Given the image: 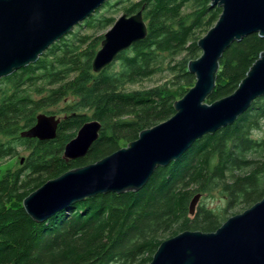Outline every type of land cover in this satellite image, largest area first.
Segmentation results:
<instances>
[{"label": "trees", "instance_id": "obj_1", "mask_svg": "<svg viewBox=\"0 0 264 264\" xmlns=\"http://www.w3.org/2000/svg\"><path fill=\"white\" fill-rule=\"evenodd\" d=\"M120 5L128 16L143 11L147 36L93 73L91 62L103 38L97 33L115 21L98 13ZM220 13L209 0H108L75 26L95 35L73 29L36 63L0 80V264H149L162 235L209 233L222 224L224 217L204 206L189 215L194 195L219 189L227 209L249 208L263 198L264 138L254 133L264 125V96L232 125L196 140L179 159L157 168L138 192L87 198L42 223L22 206L47 180L94 163L169 119L174 102L195 83L186 66L200 56L197 35L206 33ZM262 51L264 37L258 34L232 43L219 60L206 102L231 95ZM164 72V83L131 89ZM40 113L61 116L56 137L21 138ZM91 120L101 123L98 139L83 158L64 161L65 144ZM18 147L28 151L18 161L21 166L2 170L1 163Z\"/></svg>", "mask_w": 264, "mask_h": 264}, {"label": "water", "instance_id": "obj_2", "mask_svg": "<svg viewBox=\"0 0 264 264\" xmlns=\"http://www.w3.org/2000/svg\"><path fill=\"white\" fill-rule=\"evenodd\" d=\"M108 0H0V80L37 62L54 43ZM221 13L196 45L201 55L187 63L195 83L173 104L167 120L139 132L127 146L94 162L47 180L22 201L28 216L42 223L76 202L101 194L140 191L154 171L179 159L192 144L232 125L264 96V51L229 96L207 103L215 88L219 60L234 42L251 34L264 37V0H209ZM147 36L143 11L123 13L103 34L91 68L100 73L121 53ZM61 118L37 114L21 138L56 137ZM101 123L85 122L65 144L62 159L83 158L96 142ZM23 162V159L20 160ZM199 194L189 202L193 215ZM149 264H264V196L228 218L214 232L182 231L157 247Z\"/></svg>", "mask_w": 264, "mask_h": 264}, {"label": "rangeland", "instance_id": "obj_3", "mask_svg": "<svg viewBox=\"0 0 264 264\" xmlns=\"http://www.w3.org/2000/svg\"><path fill=\"white\" fill-rule=\"evenodd\" d=\"M119 8H114V9H109V8H103L99 13L98 16H112L113 18H115V20L124 13V10L122 9V5L118 6ZM188 12V11H185ZM145 21V20H144ZM146 23V22H145ZM214 25V24H213ZM111 27V26H110ZM110 27H108L105 31H100L97 34H101V33H105ZM212 27V26H211ZM75 31H78L80 34L85 35V34H96V32H93L92 30H89L88 28H73ZM73 29L71 31H73ZM206 33H204V31H200L197 35L198 40L200 38H202ZM197 40V41H198ZM199 51L201 52V50L199 49ZM201 55V53H200ZM167 79V73H159L156 74L154 77L148 79V80H144L134 86L131 87V89H147L150 87H153L155 85H160L162 83H164ZM58 109H56L57 111ZM55 111V109H54ZM54 115L58 118H61L60 115H57L56 113H54ZM254 137L257 139L260 138H264V125L262 126L261 131L254 133ZM28 155V151L26 149H24L23 147H18L17 148V153L14 157L12 158H8L6 160H4L1 163V169H18L21 164L18 163V161L21 158H26ZM199 206H204L212 211H214L216 214H218L219 216H222V218L224 217V220H222V223L225 222L228 218L239 214L241 212H243L244 210H246L247 208L243 207V206H236L234 208H230L227 209L226 208V204L224 201L223 196L221 195V193H219V189L214 190L210 193H202V195L200 196L197 204H196V209ZM225 209H227L225 211ZM169 233H166L164 235H162L161 240H166L168 238H171L168 236ZM179 234V233H178ZM177 235V234H176ZM175 236V235H174Z\"/></svg>", "mask_w": 264, "mask_h": 264}, {"label": "bare ground", "instance_id": "obj_4", "mask_svg": "<svg viewBox=\"0 0 264 264\" xmlns=\"http://www.w3.org/2000/svg\"><path fill=\"white\" fill-rule=\"evenodd\" d=\"M190 89H191V88H190ZM188 91H189V90H188ZM188 91H187V92H188ZM187 92H186V93H187ZM173 237H174V236H173ZM168 239H169V238H168ZM162 242H163V241H162Z\"/></svg>", "mask_w": 264, "mask_h": 264}]
</instances>
